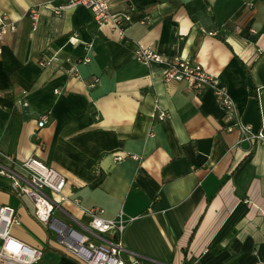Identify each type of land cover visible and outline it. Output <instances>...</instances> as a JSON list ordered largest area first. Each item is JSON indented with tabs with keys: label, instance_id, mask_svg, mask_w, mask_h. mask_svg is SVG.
I'll list each match as a JSON object with an SVG mask.
<instances>
[{
	"label": "crops",
	"instance_id": "crops-1",
	"mask_svg": "<svg viewBox=\"0 0 264 264\" xmlns=\"http://www.w3.org/2000/svg\"><path fill=\"white\" fill-rule=\"evenodd\" d=\"M61 1L0 0L15 24L0 40V152L59 170L79 199L64 208L84 223L91 207L131 217L122 243L144 264H264V141L237 143L212 87L164 80V63L133 56L147 46L199 62L264 129V0H108L131 18L124 38L83 5L45 4ZM8 186L0 173V204L20 217L10 231L42 248L37 264H84Z\"/></svg>",
	"mask_w": 264,
	"mask_h": 264
},
{
	"label": "built area",
	"instance_id": "built-area-1",
	"mask_svg": "<svg viewBox=\"0 0 264 264\" xmlns=\"http://www.w3.org/2000/svg\"><path fill=\"white\" fill-rule=\"evenodd\" d=\"M45 4L55 13L66 7L83 5L91 11L96 25L109 20L120 38L126 36L125 29L131 21L129 15L112 14L108 0H62L56 5L49 2ZM28 15L35 24L38 8L29 7ZM140 22L146 23L147 19L144 17ZM13 30H15L14 21L5 12L0 11V40L8 31ZM208 33L215 34L214 31ZM69 40L74 42L77 38L71 35ZM261 55L264 58V53ZM133 56L144 64L164 63L166 65L162 74L164 80H186L191 88L197 90L203 86L212 87L217 103L225 117L231 121L227 130L236 128L239 131L237 143L245 141L251 147L257 142L264 141L263 123L255 128L250 123L244 122L228 90L199 62L185 60L178 54L162 55L147 46L137 47ZM18 102L26 104L23 101ZM157 116L163 119L166 117V112L159 109ZM46 122L47 116L41 114L37 125L42 126ZM111 154L117 161L126 157L139 158L134 154L118 152ZM0 173L9 179L8 192L19 199L26 197L30 201L33 217L47 230L53 232L56 242L67 255L84 264H144L138 255L127 250L122 243V233L131 217H126L122 211L113 217H104L101 208L91 207L83 209L88 221L82 222L67 212L62 205L66 201L78 205L79 199L63 192L66 178L56 168L32 155L18 161L13 156L0 152ZM56 208L62 212L63 217L55 215ZM19 223L20 217L14 207L0 204V264H37L41 259V247L29 245L11 233V226Z\"/></svg>",
	"mask_w": 264,
	"mask_h": 264
},
{
	"label": "rangeland",
	"instance_id": "rangeland-1",
	"mask_svg": "<svg viewBox=\"0 0 264 264\" xmlns=\"http://www.w3.org/2000/svg\"><path fill=\"white\" fill-rule=\"evenodd\" d=\"M8 193H9V192H8ZM9 194H10V193H9ZM55 198L58 199V197H55ZM21 200H23L24 203H26V204L30 207V204H29L30 201H29L26 197H23L22 199H20V201H21ZM64 204H65V203H63L62 205L64 206ZM55 213H56L58 216L63 217L62 213H60V210H58V208H56ZM32 233H33V235L39 237V235L36 234V233H34V231H32ZM48 236L50 237L51 240L56 241V239H55V237H54V234L50 233V234H48ZM31 237H32V236H31ZM32 238H33V237H32ZM47 254H48V253H47Z\"/></svg>",
	"mask_w": 264,
	"mask_h": 264
},
{
	"label": "water",
	"instance_id": "water-1",
	"mask_svg": "<svg viewBox=\"0 0 264 264\" xmlns=\"http://www.w3.org/2000/svg\"><path fill=\"white\" fill-rule=\"evenodd\" d=\"M26 109H27V107L24 106V107H23V112H24V113L26 112Z\"/></svg>",
	"mask_w": 264,
	"mask_h": 264
}]
</instances>
